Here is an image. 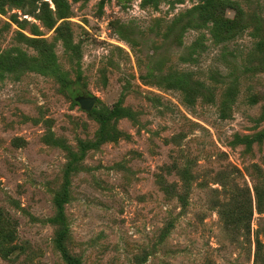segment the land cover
<instances>
[{
  "label": "rangeland",
  "instance_id": "rangeland-1",
  "mask_svg": "<svg viewBox=\"0 0 264 264\" xmlns=\"http://www.w3.org/2000/svg\"><path fill=\"white\" fill-rule=\"evenodd\" d=\"M202 2L0 0V264H68L64 228L80 264H264V0Z\"/></svg>",
  "mask_w": 264,
  "mask_h": 264
},
{
  "label": "trees",
  "instance_id": "trees-1",
  "mask_svg": "<svg viewBox=\"0 0 264 264\" xmlns=\"http://www.w3.org/2000/svg\"><path fill=\"white\" fill-rule=\"evenodd\" d=\"M221 2V0H220ZM212 4H217L215 3V0H204V2H202L201 4H198L194 7V9H198V8H203L204 11H205V14H207V16H209V14L212 15L211 12H213L214 10H211L209 12V9L207 8L209 5H212ZM190 11V10H188ZM217 26V25H216ZM185 76L186 75H183L182 78L183 80H180V83L182 84H185L184 81H185ZM72 85L69 84L68 82L66 83V88L67 90H71L72 89ZM176 87L180 88V89H183V86H180V84L176 85ZM120 101H117L113 106L112 108L106 112V113H103V114H100V128H99V133H98V141H102V140H107V139H112L114 136H111L110 133H109V125H110V122L113 118L115 117H118V116H121V115H129L130 113L125 109V108H121L120 107V104H119ZM92 111H95V108H92L91 109ZM90 110V111H91ZM260 137L263 134V132H260L259 133ZM95 145L94 142H86L84 144H82V147L83 149H86L88 147H91ZM186 171H183V179L185 180L186 182ZM68 184V179L66 180L65 182V186ZM255 200H256V207H257V210L258 211H264V189L263 191H261L260 188H258V185L255 186ZM68 201V192H67V189L66 187H64V190H63V193L62 195H58L55 197L54 199V202H55V205H56V208H57V215L56 217L54 218V220L58 223H60L61 225H64L65 222H64V212H63V206H64V203ZM249 200L246 199V205L250 206V202H248ZM183 206L185 205V200L183 198ZM229 215L232 216L231 213H229ZM234 222V217H233V221ZM235 223V222H234ZM171 225V224H170ZM66 233H67V229H63L61 232H59V235H58V238H57V245L63 255V258L66 260V262L68 264H80L79 260L76 259V258H73L71 257L65 247H64V243H63V240L66 236ZM257 242V246H256V257L259 258V240L257 239L256 240Z\"/></svg>",
  "mask_w": 264,
  "mask_h": 264
},
{
  "label": "water",
  "instance_id": "water-1",
  "mask_svg": "<svg viewBox=\"0 0 264 264\" xmlns=\"http://www.w3.org/2000/svg\"><path fill=\"white\" fill-rule=\"evenodd\" d=\"M75 100L83 110L89 112L95 105L96 97L87 95H77L75 96Z\"/></svg>",
  "mask_w": 264,
  "mask_h": 264
}]
</instances>
